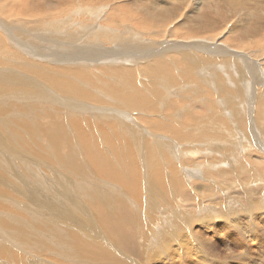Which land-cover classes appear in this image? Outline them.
Segmentation results:
<instances>
[{
    "label": "rangeland",
    "instance_id": "rangeland-1",
    "mask_svg": "<svg viewBox=\"0 0 264 264\" xmlns=\"http://www.w3.org/2000/svg\"><path fill=\"white\" fill-rule=\"evenodd\" d=\"M70 1V4L69 2L66 4L67 2L59 0L58 2L63 5H55L52 0H21L23 6L28 10L45 9V5L61 9L60 15L56 13L53 18L44 21L40 18H36L35 22L23 18L7 19L4 14H0V49H5L3 55L0 53V264H10V262L11 264H20V262L21 264H45L44 261L46 264H117L118 262L119 264H135V261L136 264H264V214L261 213V209L264 212V80L262 79L264 76L262 77L260 73L262 70L261 72L264 74V37H261L256 47L242 49L236 45V43H250L253 37L262 34L258 26L264 27V0H254L247 4L243 0H236L239 3L237 5H233L228 0H97L94 5L101 12L100 15L98 13L101 17L98 23L103 28L110 30L108 32L110 34L100 35L95 39L89 36L80 38L79 34L82 28L78 26V24L84 25L86 33L87 28H98L94 21L88 27L90 20V18L88 20V15L91 14L86 13V7L92 8L93 5L91 6L90 2L85 1V6L83 3H79V0ZM73 4L80 5H75L78 10ZM1 5L2 2L0 1ZM151 6L152 9L154 6H159L160 8H157L161 10L152 11ZM83 8L86 11H81ZM114 10L119 12V16L124 18L126 16V21H122L123 23L120 21V26L113 23L114 20L111 21V11ZM124 10L126 12L122 15ZM149 11H151L150 14L155 13L156 17L151 18ZM165 11L168 12V15L163 17V22L161 16ZM205 14L209 15L206 17ZM155 15L152 14V17ZM157 16L160 17V21ZM205 18L213 19L215 25L217 23L216 27L208 28V31L202 30V32L199 28L201 33L195 36L197 40L183 37L184 34L186 36L195 30L199 24L203 26ZM138 21L145 25L144 30L134 24ZM64 23L69 24L65 25ZM163 23L164 28L171 31V36L167 35L166 32L162 34ZM250 23L256 24L253 26L256 28L252 31L254 34H251L248 29ZM157 24L160 31L157 29ZM123 26L127 29L131 28L128 29L129 33H125ZM42 27L48 31L47 36H41L42 32L45 31ZM65 27H70V30L64 35L61 30ZM130 31L139 33L140 36L142 35V39L137 43V39L132 37L133 34ZM151 31L153 32L151 33ZM13 32L17 34V40L27 44L36 51L37 55L44 56L48 60L49 56L53 55L60 58L70 56L66 58L71 60L73 56L79 54L85 59H95L88 61L86 67L82 65L77 67L79 71L87 75L86 80L92 88L84 83L76 82L74 75L61 70V77L65 76V80H70L68 84L71 85L72 89L81 87L84 91L92 93L98 88L97 90H102L103 93H109L111 89L108 91L107 88L103 87L110 88L112 86L121 93L125 92V95L136 96V100L131 96L132 106L127 109L116 102L101 98L102 102L93 104L95 105L94 110L96 109L94 112L91 113L90 109L84 112L80 104L82 101L77 102V100L71 99V91L66 93L64 90V92L59 93L60 90L50 83L55 76L43 80L46 86L51 88L48 90L50 96L44 94L48 97L37 96L36 88L32 85L29 86L27 82L22 85L20 91H16L5 83L13 77V71L17 70V73H22L21 77L24 79H27L25 76L31 75L41 80V75L49 74L46 72L47 69L55 70L56 68L58 70L57 67L64 68V65L61 63L62 67L61 65L47 64L40 59L42 57H35L28 50L25 51L20 43L13 42L9 37ZM54 32L56 33L54 34ZM56 34L57 36H54ZM210 37H214L216 39L214 41L220 43L214 46L218 50H225V54L220 51L219 53L205 52L196 46L210 45L209 42H203V40H209ZM58 39L69 41L68 47L64 45L56 50L55 44H63ZM96 39L97 41H95ZM130 39V42L134 41L132 46L137 43L138 47H147V44L155 46V43H158L156 51L160 47L164 57L160 56V58L152 59V61L143 58L147 61L133 64L135 66L133 71L131 69L130 71H128L129 69L125 70L127 82L129 81L128 89L126 88L127 85L118 86L115 84L118 79L116 77L120 75V72L119 74L116 73L117 76L114 73L118 68H133L128 61L138 58L136 54L138 47L135 48L137 45L135 47L126 45L122 49L121 45L118 44L121 40L129 41ZM171 40H174V43ZM51 41L54 42L50 43ZM160 41L165 43L170 41V44L161 46ZM80 45L81 47H78ZM117 45L121 51L116 48ZM93 47L100 48L101 51L106 48L114 58L119 55V58L117 57L119 62H113L115 60L103 61L102 53L99 50H93ZM76 49L78 51H75ZM183 55L186 56L183 57ZM190 56L192 59L189 58ZM10 58H13V63L12 59L9 60ZM29 58L33 60L31 61ZM97 58L100 60L98 61ZM157 59H161L166 64L168 74L170 77L172 75L175 83L171 86L161 85V88L158 89L159 94L155 95L150 92L146 96L145 89L150 88L152 91V88L144 72L146 68L153 66L152 63ZM193 60L196 67L191 66ZM252 61H256L258 64L255 65ZM35 63L38 69L35 68ZM223 63H225L223 66L225 69H222V65L220 66ZM19 64L20 67L17 66ZM208 64L210 65L208 66ZM111 66L113 69H109ZM188 66L190 67L186 68ZM213 66L218 68L215 75L213 74ZM219 67L221 68L219 69ZM33 72L35 73L32 74ZM251 73L255 74L251 75ZM250 75L252 79H249ZM57 77L55 79H62L60 76ZM100 80L101 82L98 84ZM94 82H97L98 86ZM1 84L6 87H1ZM55 88L57 89L55 90ZM248 91L250 92L248 93ZM16 93H20L19 96L13 95ZM66 95L69 97L67 98ZM53 97L55 98L52 101L51 98ZM101 103H103L102 107L99 106ZM146 103H150L149 105L153 106V109L150 111L140 109L143 106H149ZM64 104L65 106H63ZM102 108L105 110L103 111ZM4 109L7 110L6 113H4ZM121 111L132 115H128L132 121V123H130L131 121L128 122L130 126L134 124V126L146 127L147 125L140 119H147L152 122L160 121V123L169 126V121L175 117L176 122L183 126V135L185 141L188 140V142L187 144L185 142V144L176 143L170 138L171 141H167V143L170 142L169 147L166 145L163 147L162 143L165 141L162 142L159 139L156 141V136H150L145 132H141V134L135 132L130 136L132 133H130L126 123L119 124L117 120ZM96 116L95 121L87 120V118L93 119ZM1 120H4L5 123L3 124ZM102 129H104V133L101 132ZM162 135L164 136L163 139L169 137L166 133ZM142 136L145 137V140ZM84 140L86 141L85 145L83 144ZM147 150L150 152L147 153ZM144 163H147L146 166ZM157 170L163 172L161 182L164 187H161L155 180L149 181L152 172ZM112 171L113 173L110 175ZM113 175H117L118 179ZM173 177L176 179H172ZM34 182L37 183L34 184ZM153 189L158 190L159 194H156ZM100 193L105 194L103 196ZM253 207L254 210H258L257 215H253L249 211L246 212L247 208ZM171 214L172 216H170ZM246 218L251 225L244 220ZM236 221L244 227H240L235 223ZM79 222L83 224L80 225ZM85 234L87 235L85 236ZM94 234L96 237L93 236ZM4 238L5 240H3ZM192 240H195L194 243ZM164 242L168 244L169 251L164 252L161 249ZM187 242H191L193 246H186L185 250L179 247L181 244H187ZM208 244L211 246L208 247ZM151 248L152 250H150ZM114 249L115 251H113ZM107 250L111 251L110 253L113 252L112 255L115 254L113 258L104 256ZM2 251H6L8 254ZM71 251L74 253L72 254ZM64 254L67 255L64 256ZM71 255L73 258H75L74 256L77 257L72 259ZM152 259L154 263H152ZM38 260L42 262L39 263ZM51 260L52 262L49 263ZM14 261L16 263H13Z\"/></svg>",
    "mask_w": 264,
    "mask_h": 264
},
{
    "label": "bare ground",
    "instance_id": "bare-ground-1",
    "mask_svg": "<svg viewBox=\"0 0 264 264\" xmlns=\"http://www.w3.org/2000/svg\"><path fill=\"white\" fill-rule=\"evenodd\" d=\"M1 2H2V5L0 6V14H4L5 15V18H7V19H9V18H23L24 20H30V22H31V20L33 21L34 20V22L36 21V18H40V20L41 19H43V21L44 20H46V19H49V18H53V15H55L56 13L57 14H59L60 13V11H61V9L59 10V8L58 7H55V6H48V5H45L44 6V8L45 9H37V10H28V9H26L24 6H23V4L21 3V0H0ZM59 0H52V2L55 4V5H57V4H60L59 2H58ZM63 1H65V2H67L66 4H68V2L70 1V0H63ZM84 1L85 2H90L91 3V6H92V8H87L86 7V10L83 8V10H81V11H86V13H90L91 15H88V20H89V18H90V22L88 21V27L90 26V25H92L93 24V21L96 23V26L99 28H87L88 30H87V33H86V30H85V27H84V25H80V24H78V26L79 27H81L82 29H81V33L79 34V36H80V38L81 37H85V36H89V37H92V38H96V37H100V35H103V36H105V35H107V34H110V33H108L110 30H108V29H106V28H103L102 27V25L100 24V23H98V22H100L99 21V19L101 18L99 15L101 14V12L100 11H98V9L95 7V5H94V3H95V1H97V0H79L78 2L79 3H83V5H84ZM183 1V0H182ZM213 1V0H212ZM230 3H232L233 5H237V4H239L236 0H228ZM250 1H254V0H243V2H245L246 4L247 3H250ZM71 2V1H70ZM70 2H69V4H70ZM99 2V1H98ZM97 2V3H98ZM143 2V1H142ZM242 2V1H241ZM256 2V1H255ZM254 2V3H255ZM258 2V1H257ZM30 3V2H29ZM51 3V2H50ZM202 3V2H201ZM209 3H210V1H209ZM245 3H244V5H245ZM253 3V4H254ZM259 4H260V2H258ZM257 3V4H258ZM65 4V3H64ZM142 4V3H141ZM153 4V3H152ZM241 4V3H240ZM257 4H256V6H257ZM44 5V4H43ZM60 5H63V4H60ZM74 5V4H73ZM76 6H80V5H77V4H75ZM74 5V6H75ZM82 5V6H83ZM154 5V4H153ZM178 5V4H177ZM243 5V4H242ZM17 6H22V7H17ZM26 6V5H25ZM67 6V5H66ZM72 6V5H71ZM73 6V7H74ZM75 6V7H76ZM85 6V5H84ZM87 6H88V4H87ZM143 6V5H142ZM179 6V5H178ZM222 6V5H221ZM60 7V6H59ZM90 7V6H89ZM157 7H159V6H154L153 7V9H152V6H151V9H152V11H158V10H161V9H159V8H157ZM237 7V6H236ZM62 8V7H61ZM77 9L76 10H78V7H76ZM99 8V7H98ZM172 8V7H171ZM217 8V7H216ZM241 8H242V6H241ZM256 8H258V7H256ZM100 9V8H99ZM170 9V8H169ZM182 9V8H181ZM224 9V8H223ZM79 10V11H80ZM101 10V9H100ZM122 10V9H121ZM199 10V9H198ZM110 11V10H109ZM139 11V10H138ZM163 11V10H162ZM171 11V10H170ZM174 11V10H173ZM172 11V12H173ZM222 11V10H221ZM257 11H258V9H257ZM64 12V11H63ZM74 12H76V11H74ZM112 12V14H111V21L113 22V20H114V22L113 23H115V24H118L119 26H120V21L122 22V21H126V16H125V18L124 17H122L121 15V17L118 15L119 14V12L117 13L116 12V10H114V11H111ZM126 11L124 10L123 12H122V15L125 13ZM137 11L135 10V13H136ZM150 12L151 11H149V14H150ZM160 12V11H159ZM166 12V11H165ZM164 12V14L161 16L162 17V20H163V17L165 16V15H168V12H166L165 13ZM204 12V11H203ZM214 12V11H213ZM212 12V14H214ZM77 13H78V11H77ZM98 13H99V15H98ZM128 13V12H127ZM132 13V12H131ZM134 13V14H135ZM148 13V12H147ZM194 13V12H193ZM201 13H202V11H201ZM217 13V12H216ZM221 13V12H220ZM223 13V12H222ZM73 14H75V13H73ZM78 14H80V13H78ZM129 14V13H128ZM137 14V13H136ZM152 14H154L155 15V13H152ZM152 14H150V16H151V18H155L156 17V15L155 16H153L152 17ZM158 14H162V13H158ZM198 14H200V13H198ZM197 14V15H198ZM210 14V13H209ZM209 14H205L206 15V17L209 15ZM60 15V14H59ZM70 15V14H69ZM204 15V16H205ZM58 16V15H57ZM73 16V15H72ZM78 16V15H77ZM130 16V15H129ZM142 16V15H141ZM146 16V15H145ZM148 16V15H147ZM146 16V17H147ZM210 16H211V14H210ZM62 17V16H61ZM83 17V16H82ZM84 17H87V16H84ZM143 17V16H142ZM146 17H144V18H146ZM173 17H174V15H173ZM198 17V16H197ZM202 17V16H201ZM65 18V17H64ZM69 18V17H68ZM128 18V17H127ZM130 18V17H129ZM128 18V19H129ZM149 18V17H148ZM157 18H158V20L160 19V17L159 16H157ZM190 18V17H189ZM200 18V17H199ZM219 18H221V17H219ZM218 18V19H219ZM223 18V17H222ZM70 19V18H69ZM133 19V18H132ZM179 20H180V18H178ZM52 20V19H51ZM50 20V21H51ZM151 21L153 20V19H150ZM80 21V20H79ZM83 21V20H82ZM150 21V22H151ZM160 21V20H159ZM190 21V20H189ZM199 21V20H198ZM264 21V20H263ZM262 21V22H263ZM38 22V21H37ZM41 22V21H40ZM48 22V21H47ZM55 22V21H54ZM69 22V21H68ZM155 22V21H154ZM163 22H164V20H163ZM188 22V21H187ZM29 23V22H28ZM44 23V22H43ZM61 23H62V21H61ZM123 23V22H122ZM121 23V24H122ZM125 23H127V22H125ZM152 23V22H151ZM203 23H204V25L202 26L201 24H199L198 25V27L195 29V30H193L192 32H190L189 34H187L186 36H185V34L183 35V37L184 38H188V39H196L197 40V38L195 37L196 35H198V34H200L201 32H202V30L203 31H206L208 28H212V27H216V25H217V23H216V25H215V21L212 19H208V18H205L204 19V21H203ZM65 24V23H64ZM67 24H69V23H66L65 25H67ZM83 24V23H82ZM127 24H129V23H127ZM134 24H136L138 27H141L142 29L143 28H145L144 26V24L143 23H140L139 21L138 22H135ZM158 24H160V23H158ZM157 24V25H158ZM13 25V24H12ZM17 25V24H16ZM38 25V24H37ZM48 25V24H47ZM65 25H63V26H65ZM71 25V24H70ZM254 25H256V24H254ZM253 25V23L251 24L250 23V25H248V29H249V31H250V33L251 34H254V33H252V31H254L256 28L255 27H253L254 26ZM62 26V25H61ZM162 26H163V28L165 27L164 26V23L162 24ZM45 27V26H44ZM44 27H42V29L43 30H45V31H43L42 32V34H41V36L43 37V36H47L48 35V31L46 30V28H44ZM50 27V26H49ZM48 27V28H49ZM135 28H136V26H134ZM152 27V26H151ZM195 27V26H194ZM263 26H261L260 27V25L258 26V28H259V30H261L262 31V34L261 35H259V36H255V35H252V36H255V37H253V40L249 43V42H247V43H242V44H237L236 43V45H239V47L238 48H242V49H248L249 47H256V46H258V43H259V41H260V39H261V37H264V33H263V31H264V27L262 28ZM20 28H23V26L21 27L20 26ZM152 28H154V27H152ZM159 28V25H158V27H157V29ZM199 28H200V30H201V32L199 31ZM80 29V28H79ZM125 29V33H129V30L131 29V28H125L124 26H123V30ZM160 29V28H159ZM158 29V30H159ZM9 30V29H8ZM20 30V29H19ZM23 30V29H22ZM70 30V27H65L63 30H61L63 33H64V35H65V32H68ZM123 30H121V32H123ZM144 30V29H143ZM142 30V31H143ZM153 30V29H152ZM41 31V30H40ZM137 31V30H136ZM141 31V30H140ZM160 31V30H159ZM161 31H162V29H161ZM208 31V30H207ZM213 31V30H212ZM11 32H12V30H11ZM60 32V31H59ZM105 32V33H104ZM131 32V31H130ZM144 32V31H143ZM142 32V33H143ZM146 32V31H145ZM149 32V31H148ZM153 31H151V33H152ZM164 32H166L167 33V35H170V32L171 31H167L165 28H164V30L162 31V34L164 33ZM56 32H54V34H55ZM132 34V37L133 38H135V39H137V43L142 39V35L140 36V34L139 33H134V32H131ZM62 34V33H61ZM63 35V36H64ZM67 35H69V34H67ZM115 35V34H114ZM172 35V34H171ZM170 35V36H171ZM214 35V34H213ZM218 35H219V33H218ZM53 36V35H52ZM51 36V37H52ZM54 36H57V34L56 35H54ZM94 36V37H93ZM111 36V35H110ZM164 36V35H163ZM215 36H217V35H215ZM221 36V35H220ZM219 36V37H220ZM9 37L11 38V40L13 41V42H16V43H20L21 45H22V47L24 48V50L26 51V50H28L30 53H32V55H34L35 57H42V58H40V59H42L43 61H45V62H47V64L49 63V64H56V65H61L62 66V64L64 65V68H58L57 67V69L58 70H56V68H55V66H52L51 65V67H53V68H55V70L53 69V70H50V69H47L46 70V72L47 73H49L48 75H41V80L40 79H37V78H35V77H32L31 75L28 77V76H25V78H27V79H24V78H22L21 76H22V73H17V70L16 71H13V69H12V71L14 72V74H13V77H11V79H9L7 82H5L6 84H8V86L9 87H13L16 91H20V89H21V87H23L22 85L24 84V83H28V85L30 86V85H32L33 87H35L36 88V95L37 96H46V95H44V94H47V95H49V93H48V90H51V88H49V86L47 87L46 86V84L44 83L45 81H43L44 79H47V78H54V77H52V76H55V78L57 77V76H60L61 77V75L62 74H60L62 71L61 70H63V71H66V72H68V74L69 73H71L72 75H74L75 77H74V79L76 80V82L78 81L79 83H84L85 85H89L88 84V82H87V75L84 73V72H81V71H79V69L77 68L79 65H82V66H87V63H89L90 62V60H92L91 58L89 59V58H87V59H85V58H83V56L82 55H75V56H73V58L70 60V59H68V58H66V57H70V56H65V57H62V58H60V57H56L55 55H53V56H49L50 58H49V60L48 59H45V57L44 56H39V55H37V53H36V51L34 50V49H32L30 46H28L27 44L25 45V44H23V43H21V41L20 40H17L16 38H18V36H17V34H14V32L11 34V35H9ZM59 37H61L60 36V34H59ZM68 37H71V36H68ZM218 37V36H217ZM53 38V37H52ZM56 38H58V37H56ZM66 38V37H65ZM132 38V39H133ZM138 38H139V40H138ZM3 39V38H2ZM70 39V38H69ZM77 39H78V37H77ZM97 39H99V38H97ZM97 39L95 40V41H97ZM214 37H210L209 38V40H203V42H209V43H211L210 45H208L207 46V44L206 45H203V44H201V45H196V46H198V48L199 49H201L202 51H205V52H214V53H219V51L221 52V53H224L225 54V50H223V49H219L218 50V48L217 47H215L214 45H218V44H220V43H218L217 41H214ZM248 39H250V38H248ZM51 40V39H50ZM52 40H54V39H52ZM59 40V39H58ZM64 40V39H63ZM152 40V39H151ZM150 40V41H151ZM169 40V39H168ZM216 40V39H215ZM54 41H57V40H54ZM54 41H51L50 43H52V42H54ZM59 41H61L63 44H55L54 45V48L57 50L58 48H60V47H62V46H64V45H68L69 44V41H66V40H64V41H62V39H60ZM70 41H71V39H70ZM84 41V40H83ZM131 41V39L129 40V41H122L121 40V42L120 43H118L119 45H121V48L123 49V47H125L126 45L128 46V45H130V46H132V44L134 43V41H132V42H130ZM172 42L174 41V40H171ZM201 41V40H200ZM214 41V42H213ZM236 41V40H235ZM9 42V41H8ZM32 42H33V40H32ZM145 42H149V41H145ZM161 42V41H160ZM159 42V43H160ZM10 43V42H9ZM122 43V44H121ZM135 44L134 46H132V47H135L136 45V47L135 48H137L139 45L138 44ZM151 43V42H150ZM155 43V42H154ZM174 43V42H173ZM213 43V44H212ZM156 45L155 46H152V45H150L149 46V44H147V47H138L137 48V57L138 58H136V59H132L131 57V59L132 60H130V61H128L130 64H132V66L131 67H133V68H123L122 67V64H120L121 65V67L122 68H118V70H116V72L114 73V74H116V73H118L119 74V72H120V75H118V74H116V78H118L116 81V83L115 84H117L118 86H125V85H127L126 86V88H128L129 89V81L127 82V75H126V71L125 70H128V71H130V69L133 71L134 70V67L135 66H133V64H135V63H142V62H144V61H147V60H151L152 61V59H155V58H160V56H163L162 55V52L160 51V47L158 48V50L156 51V48L158 47V43H155ZM160 44H162L161 46H165V45H167V44H170V41L169 42H161ZM0 45H1V40H0ZM119 45H117L116 46V48H118V50L120 49L119 48ZM172 45V44H171ZM115 46V45H114ZM191 46V45H190ZM194 46V45H193ZM1 47V46H0ZM68 47V46H67ZM78 47H81V45L80 46H78ZM98 47H99V45H98ZM170 47V46H169ZM192 47V46H191ZM261 47V46H260ZM264 47V46H263ZM18 48V47H17ZM84 48V47H83ZM172 48V47H171ZM220 48V47H219ZM225 48V47H224ZM93 50H99L101 53H102V58H103V61H109L110 62V60H115V61H113V62H117L118 61V59H117V57L119 56H117L116 58H114V57H112L113 55H111L110 53H108V51L106 50V48L104 49V50H100V48H95V47H93L92 48ZM108 49V48H107ZM227 49V48H226ZM5 49L4 48H1L0 49V53L3 55V51H4ZM20 50V49H19ZM85 50V49H84ZM87 50V49H86ZM116 50V49H115ZM117 50V51H118ZM161 50H162V47H161ZM195 50H197L196 49V47H195ZM7 51V50H6ZM60 51V50H59ZM62 51V50H61ZM75 51H78L77 49L75 50ZM82 51V50H81ZM92 51V50H91ZM120 51H121V49H120ZM18 52V51H17ZM80 52V51H79ZM89 52V51H88ZM133 52H135V51H133ZM204 52V53H205ZM10 53H12V52H10ZM150 53V55H148ZM192 53H194V52H192ZM191 53V54H192ZM227 53V52H226ZM66 54V53H65ZM82 54V53H81ZM203 54V53H202ZM206 54V53H205ZM7 55V54H6ZM5 55V56H6ZM9 55V54H8ZM14 55V54H13ZM59 55V54H58ZM88 55V54H87ZM227 55V54H226ZM228 55H230V54H228ZM4 56V57H5ZM15 56V55H14ZM22 56V55H21ZM28 56V55H27ZM30 56V55H29ZM61 56V55H60ZM129 56V55H128ZM184 56H186V55H183V57ZM248 56V55H247ZM7 57V56H6ZM12 57V56H11ZM16 57V56H15ZM30 57H32V56H30ZM99 57V56H98ZM164 57V56H163ZM242 57V56H241ZM119 58V57H118ZM143 58H146L147 60H144ZM187 59H188V57H186ZM189 58H191V56L189 57ZM200 58V57H199ZM248 58V57H247ZM12 59V60H11ZM19 59H20V57H19ZM19 59H17V60H19ZM23 59V58H22ZM30 59V58H29ZM28 59V60H29ZM63 59H65V60H63ZM98 59V61L100 60V58H97ZM128 59V58H127ZM126 59V60H127ZM139 59H142L141 61L139 60ZM185 59V58H184ZM184 59H182V60H184ZM192 59V58H191ZM204 59V58H203ZM241 59V58H240ZM9 60H11L12 61V63H13V58H10ZM15 60V59H14ZM31 60V59H30ZM33 60V59H32ZM31 60V61H32ZM35 60V59H34ZM48 60V61H47ZM95 60V59H94ZM94 60H92V61H94ZM129 60V59H128ZM186 60V59H185ZM185 60H184V62H185ZM190 60V59H189ZM195 60V59H194ZM194 60H193V62H192V64H191V66L192 67H196V64L194 63ZM205 60V59H204ZM253 60V59H252ZM10 61V62H11ZM16 61V60H15ZM20 61V60H19ZM24 61V60H23ZM26 61V60H25ZM89 61V62H88ZM154 61V60H153ZM168 61V60H167ZM196 61V60H195ZM200 61V60H199ZM209 61V60H208ZM250 61V60H249ZM1 62V61H0ZM27 62V61H26ZM101 62V61H100ZM119 62V61H118ZM121 62V61H120ZM123 62V61H122ZM182 62V61H181ZM188 62V61H187ZM201 62V61H200ZM206 62H207V60H206ZM253 62V64H255V65H257L258 63H256V61L254 62V61H252ZM5 63V62H4ZM16 63V62H15ZM22 63V62H21ZM33 63H34V61H33ZM39 63V62H38ZM41 63V62H40ZM62 63V64H61ZM94 63V62H93ZM203 63H205V62H203ZM208 63V62H207ZM9 64V63H8ZM17 64V63H16ZM43 64H44V62H43ZM42 64V65H43ZM46 64V65H47ZM95 64V63H94ZM93 64V65H94ZM153 66H151V67H149V68H146V70H145V72H144V75L146 76V79L149 81V83L151 84L150 85V87L152 88V91L150 90V88H146L145 90H146V92H147V94H146V96L148 95V93H150V92H152V93H154L155 95H157V94H159V92H158V89H160L161 88V85H169V86H171V85H173L175 82H174V79L172 78V75H171V77L169 76V74H168V67L166 66V64H164V62L163 61H161V59H157V60H155L153 63ZM177 64V63H176ZM187 64V63H186ZM188 64H189V62H188ZM211 64V63H210ZM210 64H208V66L210 65ZM227 64V63H226ZM249 64V63H248ZM22 65H23V63H22ZM21 65V67H23ZM90 65V64H89ZM88 65V66H89ZM92 65V66H93ZM112 65V64H111ZM139 65V64H138ZM215 65V64H214ZM222 65V69L224 68L223 66L225 65V63H223V64H220V66ZM18 67H20V64L19 65H17ZM35 68H37V66H36V63H35ZM49 66V65H48ZM233 66V65H232ZM240 66V65H239ZM238 66V67H239ZM32 67V66H31ZM47 67V66H46ZM51 67H49V68H51ZM63 67V66H62ZM65 67H70V68H65ZM118 67V66H117ZM190 66H188V67H186V68H189ZM207 67V66H206ZM214 67V66H213ZM24 68H26V67H24ZM171 68V67H170ZM221 67H219V69H220ZM244 68V67H243ZM20 69V68H19ZM38 69V68H37ZM89 69V68H88ZM109 69H113V67L111 66V67H109ZM120 69V70H119ZM200 69V68H199ZM202 69V68H201ZM210 69V68H209ZM225 69V68H224ZM236 69H238V68H236ZM246 69V68H245ZM257 69V68H256ZM33 70V69H32ZM82 70V69H81ZM172 70V69H171ZM187 70V69H186ZM185 70V71H186ZM210 70H212V69H210ZM218 70V68L215 66L214 67V71H213V74L215 75V73H216V71ZM242 70V69H241ZM240 70V71H241ZM248 71H249V69H247ZM20 71V70H19ZM35 71V70H34ZM83 71V70H82ZM88 71V70H87ZM101 71H104V70H101ZM200 71V70H199ZM207 71V70H206ZM225 71V70H224ZM227 71V70H226ZM228 71H229V69H228ZM231 71V70H230ZM232 71H233V69H232ZM238 71V70H237ZM243 71V70H242ZM247 71V72H248ZM262 70H260V73H261V76L263 77L264 76V74H263V72H261ZM32 72V71H31ZM36 72V71H35ZM35 72H33L32 74H34ZM43 72V71H42ZM106 72V71H105ZM204 72V71H203ZM236 72V71H235ZM244 72V71H243ZM46 73V74H47ZM50 73H51V75H50ZM101 73V72H100ZM181 73V72H180ZM184 73V72H183ZM188 73V72H187ZM225 73V72H224ZM239 73V72H238ZM250 73V72H249ZM40 74V73H39ZM38 74V75H39ZM42 74V73H41ZM111 74V73H110ZM248 74V73H247ZM254 75L255 73H251V75ZM24 75V74H23ZM93 75V74H92ZM203 75V74H202ZM228 75V74H227ZM233 75V74H232ZM237 75V74H236ZM251 75L249 76V79L251 78ZM2 76V75H1ZM40 76V75H39ZM246 76V75H245ZM38 77V76H37ZM65 77V76H64ZM63 77V78H64ZM114 77V76H113ZM227 77V76H226ZM230 77V76H229ZM228 77V78H229ZM248 77V76H247ZM53 79L50 83H52V84H54L59 90H60V92L59 93H61V91L62 92H64V90L66 91V93L67 92H69V91H71V95H70V97H71V99L72 100H77V102H81L80 104H81V107H83L82 108V111H88L89 109H90V111H91V113L92 112H94L95 110H94V106L95 105H93V104H96V103H100V102H102L103 100L101 99V98H106V100H109V101H111V102H116L118 105H121V106H123V107H125V108H127V109H130L131 108V106H132V99L130 98L131 96H133L132 98L133 99H135V97L136 96H134V95H130V96H128V95H125V92L124 93H121V92H119L118 90H115V88H113L112 86V88L110 87H103V88H107L108 89V91H109V89H111L110 90V92L109 93H103V92H101V91H99V90H97V89H95V90H93L92 91V93L90 92V91H84L81 87H75V88H73L72 89V87H70L71 85H69L68 84V82L70 83V80H65L66 78H62L61 80H57L58 79V77H57V79ZM197 78H199V77H197ZM237 78V77H236ZM235 78V79H236ZM242 78V77H241ZM244 78V77H243ZM4 79V78H3ZM67 79H69V78H67ZM252 79V78H251ZM258 79H259V76H258ZM263 80H264V78H262ZM98 80V79H97ZM132 80H134V79H132ZM176 80V79H175ZM237 81H238V79H236ZM257 80V79H256ZM199 81V80H198ZM236 81V82H237ZM255 81V80H254ZM259 81V80H258ZM100 82H101V80L99 81V83L98 84H100ZM245 82V81H244ZM253 82V81H252ZM256 82V81H255ZM47 83V82H46ZM92 83V82H91ZM95 83V82H94ZM153 83V84H152ZM95 84H97V82L95 83ZM98 84H97V86H98ZM105 84V83H104ZM134 84V83H133ZM155 84V85H154ZM218 84V83H217ZM234 84H236V83H234ZM260 84V83H259ZM2 85V84H1ZM4 85V84H3ZM3 85L1 86V87H3ZM53 85V86H54ZM230 85V84H229ZM232 85V84H231ZM263 85H264V83H263ZM7 86V87H8ZM84 86V85H83ZM90 86V88H92L91 87V84L89 85ZM88 86V87H89ZM93 86V85H92ZM190 86V85H189ZM215 86V85H214ZM242 86V85H241ZM6 86H4L3 88H5ZM8 87V88H9ZM85 87V86H84ZM96 87V86H95ZM130 87H131V85H130ZM164 87H167V86H164ZM216 87V86H215ZM254 87V86H253ZM7 88V89H8ZM53 88V87H52ZM57 88H55V90L57 89ZM87 88V87H86ZM117 88V87H116ZM124 88V87H123ZM246 88V87H245ZM247 88H248V86H247ZM10 89V88H9ZM130 89H132V88H130ZM239 89V88H238ZM251 89V88H250ZM5 90V89H4ZM88 90V89H87ZM123 90V89H122ZM133 90V89H132ZM37 91H39V92H37ZM42 91V92H41ZM104 91V90H103ZM128 91V90H127ZM136 91V90H135ZM134 91V92H135ZM142 91V90H141ZM252 91V90H251ZM34 92V91H33ZM32 92V93H33ZM56 92V91H55ZM54 92V93H55ZM94 92V93H93ZM105 92V91H104ZM137 93H138V91H136ZM145 92V93H146ZM250 91H248V93H249ZM241 93V92H240ZM19 94L20 93H16V94H13V95H17V96H19ZM34 94V93H33ZM133 94H136V93H133ZM257 94V93H256ZM141 95V94H140ZM143 95V94H142ZM150 95V94H149ZM247 95V94H246ZM258 95V94H257ZM256 95V96H257ZM50 96V95H49ZM67 96V98L69 97V95H66ZM137 96H138V94H137ZM145 96V95H144ZM143 96V97H144ZM251 96H252V94H251ZM26 97H29V96H26ZM46 97H48V96H46ZM56 97H59L58 95H56ZM62 97V96H61ZM142 97V96H141ZM248 97V96H247ZM255 97V96H254ZM253 97V98H254ZM258 98H259V95L257 96ZM256 97V98H257ZM17 98V97H16ZM15 98V99H16ZM21 98V97H20ZM19 98V99H20ZM31 98V97H30ZM50 98V97H49ZM55 97H53V98H51V100L52 99H54ZM66 98V100H68ZM5 99V98H4ZM71 99H69V100H71ZM138 99V98H137ZM234 99H236V98H234ZM47 100H49V99H47ZM136 100V99H135ZM53 101V100H52ZM250 101V100H249ZM65 102V101H64ZM67 102V101H66ZM60 103H61V101H60ZM85 103H86V105H85ZM249 103V102H248ZM260 103V102H259ZM261 103H263V102H261ZM10 104V103H9ZM61 104H63V103H61ZM102 104L103 103H101V104H99V106L100 107H102ZM146 104H148V103H146ZM150 104V103H149ZM148 104V105H149ZM244 104V103H243ZM76 105V104H75ZM91 105H93L92 107H90ZM114 105H115V103H114ZM164 105H165V103H164ZM246 105V104H245ZM262 105V104H261ZM63 106H65V104L63 105ZM70 106V105H69ZM104 106V105H103ZM49 107V106H48ZM66 107H67V105H66ZM65 107V108H66ZM80 107V106H79ZM97 107V106H96ZM95 107V108H96ZM250 107V106H249ZM14 108V107H13ZM61 108V107H60ZM64 108V107H63ZM71 108V107H70ZM105 108H107V106H105ZM105 108H102V110L104 111L105 110ZM181 108V107H180ZM247 108H248V106H247ZM252 108V107H251ZM59 109V108H58ZM69 109V108H68ZM140 109H142V110H145V111H150V110H152L153 109V106H151V105H149V106H143V107H141ZM157 109V108H156ZM183 109V108H182ZM181 109V110H182ZM242 109V108H241ZM264 109V108H263ZM5 110V109H4ZM10 110V109H9ZM50 110H52V109H50ZM155 110V109H154ZM253 110V109H252ZM262 110V109H261ZM2 111V110H1ZM6 111L7 110H5L4 111V113H6ZM117 111H118V109H117ZM180 111V110H179ZM230 111H232V110H230ZM56 112V111H55ZM72 112H74V111H72ZM100 112V111H99ZM122 112V113H121ZM120 113H119V117H117V120H118V122H119V124H125L126 123V125L128 126L127 128L129 129V131H130V133H132L130 136H132L133 135V133H135V132H138V133H140L141 134V132H145V133H147V134H149L150 136H156L157 137V139H156V141H158V139L160 140V141H165V143L163 142L162 144H163V147L166 145V146H168L169 147V143H167V141H169L170 140V138L171 139H173V141L175 140V142L176 143H186L187 144V142H188V140H187V142L185 141V137H184V135H183V126L181 125V124H179V123H177L176 122V119H175V117L174 118H172V120H170L169 121V126H167V125H164V124H162V123H160V121L159 122H152L151 120L149 121V120H147V119H140L144 124H146L149 128V130L146 128V127H139V126H134V124H133V126H130V124L128 123L129 121H131V117L130 116H132L130 113H128V112H124V111H121ZM140 112V111H139ZM142 113H144L143 111H141ZM3 113V112H2ZM68 113V112H67ZM82 113V112H81ZM104 113V112H103ZM135 113V112H134ZM138 113V112H137ZM52 115H53V113H51ZM79 114V113H78ZM101 114V113H100ZM112 114V113H111ZM151 114V113H150ZM158 114V113H157ZM234 114V113H233ZM263 114V113H262ZM261 114V115H262ZM6 115V114H5ZM70 115V114H69ZM128 115H130V116H128ZM151 115H153V114H151ZM159 115V114H158ZM8 116H12V115H8ZM56 116V115H55ZM82 116V115H81ZM168 116H170V115H168ZM264 116V115H263ZM54 117V116H53ZM99 117V116H98ZM134 117V116H133ZM139 117V116H138ZM14 118V117H13ZM79 118H81V117H79ZM83 118V117H82ZM110 118H111V116H110ZM151 118H153V119H155L154 117H151ZM159 118V117H158ZM169 118V117H168ZM257 118V117H256ZM255 118V119H256ZM20 119V118H19ZM56 119V118H55ZM97 119V116L95 117V118H91V119H88L87 118V120L88 121H92V120H96ZM133 119V118H132ZM135 119V118H134ZM9 120V119H8ZM50 120H51V118H50ZM73 120V119H72ZM86 120V121H87ZM105 120V119H104ZM110 120V119H109ZM137 120V119H136ZM156 120V119H155ZM154 120V121H155ZM166 120V119H165ZM179 120V119H178ZM190 120V119H189ZM263 120V119H262ZM2 121V120H1ZM56 121V120H55ZM74 122H76L75 120H73ZM87 121V122H88ZM116 121V120H115ZM125 121V122H124ZM134 121V120H133ZM180 121V120H179ZM181 121H182V119H181ZM256 121V120H255ZM254 121V122H255ZM261 121V120H260ZM54 122V121H53ZM105 122V121H104ZM137 123H138V121H136ZM165 122V121H164ZM183 122V121H182ZM2 123L4 124L5 122H4V120L2 121ZM106 123H108V122H106ZM112 123V122H111ZM111 123H110V125H111ZM116 123V122H115ZM130 123H132V121L130 122ZM185 123V122H184ZM71 124V123H70ZM94 124V123H93ZM118 124V125H119ZM57 125V124H56ZM73 125H74V123H73ZM72 125V126H73ZM77 125V124H76ZM88 125V124H87ZM109 125V126H110ZM113 125V124H112ZM136 125V124H135ZM42 126V125H41ZM50 126V125H49ZM88 126H90V125H88ZM94 126V125H93ZM257 126H258V124H257ZM96 127V126H95ZM100 127V126H99ZM105 127H106V125H105ZM118 127V129H119V126H117ZM10 128H12V127H10ZM38 128V127H37ZM111 128V127H110ZM121 128H123V127H121ZM127 128H125V129H127ZM42 129V128H41ZM90 129H92V128H90ZM99 129V128H98ZM106 129V128H105ZM107 129H109L108 128V126H107ZM259 129V128H258ZM17 130V129H16ZM22 130V129H21ZM33 130V129H32ZM43 130V129H42ZM95 130H96V128H95ZM111 130V129H110ZM122 130H124V129H122ZM36 131H37V129H36ZM54 131V130H53ZM91 131V130H90ZM105 131H107V130H105ZM118 131V130H117ZM48 132V131H47ZM92 132V131H91ZM101 132H103L104 133V129H102L101 130ZM108 132V131H107ZM159 132H160V135H158L159 134ZM234 132V131H233ZM60 133V132H59ZM90 133V132H89ZM106 133V132H105ZM163 133H166V134H168L169 135V137H166L165 139H163L164 138V136L162 135ZM259 133H260V131H259ZM99 134V133H98ZM111 134V133H110ZM139 134V135H140ZM216 134V133H215ZM227 134V133H226ZM230 134V133H229ZM34 135V134H33ZM44 135V134H43ZM121 135V134H120ZM137 135V134H136ZM167 135V136H168ZM228 135V134H227ZM1 136V135H0ZM36 136V135H35ZM45 136V135H44ZM63 136V135H62ZM99 136V135H98ZM149 136V137H150ZM171 136V137H170ZM189 136V135H188ZM236 136H238V135H236ZM252 136V135H251ZM141 137V136H140ZM139 137V138H140ZM143 137V136H142ZM149 137H147V138H149ZM254 137H256V136H254ZM86 138V137H85ZM103 138V137H102ZM138 138V137H137ZM143 139L145 140V137H143ZM154 139V140H155ZM236 139V138H235ZM248 139V138H247ZM1 140H2V138H1ZM5 140V139H4ZM31 140V139H30ZM59 140V139H58ZM86 140V139H85ZM84 140V145L86 144V141ZM134 140H136V139H134ZM141 140V139H140ZM230 140V139H229ZM238 140V139H237ZM252 140V139H251ZM257 140V139H256ZM171 141V140H170ZM233 141H235V140H233ZM258 142V141H257ZM6 143V142H5ZM9 143V142H8ZM141 143V142H140ZM145 143V142H144ZM157 143V142H156ZM155 143V144H156ZM172 143V142H171ZM184 143V144H185ZM17 144V143H16ZM76 144V143H75ZM112 144V143H111ZM128 144V143H127ZM132 144V143H131ZM161 144V145H162ZM230 144H231V142H230ZM248 144H249V142H248ZM255 144V143H254ZM47 145V144H46ZM50 145V144H49ZM110 145V144H109ZM109 145H107V146H109ZM117 145V144H116ZM183 145V144H182ZM31 146V145H30ZM111 146V145H110ZM109 146V147H110ZM146 146H147V144H146ZM171 146H172V144H171ZM176 146V145H175ZM236 146V145H235ZM160 147V146H159ZM51 148V147H50ZM112 148V147H111ZM176 148H178V147H176ZM197 148V147H196ZM262 148V147H261ZM127 149V148H126ZM148 149V148H147ZM253 149V148H252ZM263 149V148H262ZM150 150V149H149ZM165 150V149H164ZM18 151V150H17ZM168 151V150H167ZM175 151V150H174ZM178 151H179V149H178ZM31 152V151H30ZM125 152V151H124ZM148 152H150V151H148L147 150V153ZM160 152V151H159ZM209 152V151H208ZM114 153V152H113ZM163 153V152H162ZM100 154V153H99ZM145 155H146V153H144ZM154 154V153H153ZM178 154V153H177ZM207 154V153H206ZM82 155V154H81ZM128 155V154H127ZM193 155H195V154H193ZM94 156V155H93ZM162 156V155H161ZM177 156V155H176ZM189 156V155H188ZM180 157V156H179ZM183 157V156H182ZM165 158V157H164ZM181 158V157H180ZM53 159V158H52ZM96 159V158H95ZM128 159V158H127ZM4 160V159H3ZM173 160H174V157H173ZM21 161V160H20ZM34 161V160H33ZM149 161V160H148ZM152 161V160H151ZM223 161V160H222ZM162 162H164V161H162ZM40 163V162H39ZM114 163V162H113ZM145 164V163H144ZM147 164V163H146ZM146 164L144 165V166H146ZM153 164V163H152ZM164 164H165V162H164ZM202 164V163H201ZM228 164V163H227ZM83 165V164H82ZM109 165V164H108ZM110 166V165H109ZM143 166V167H144ZM153 166V165H152ZM164 166V165H163ZM166 166H168V165H166ZM165 166V167H166ZM113 167V166H112ZM161 167V166H160ZM10 168V167H9ZM141 168V167H140ZM146 168H150V167H146ZM252 168V167H251ZM116 169V168H115ZM152 169V168H151ZM29 170V169H28ZM39 171V170H38ZM89 171V170H88ZM102 171V170H101ZM143 171H144V168H143ZM147 171H149V170H147ZM171 171V170H170ZM145 172V171H144ZM151 172V171H150ZM172 172V171H171ZM12 173H14V172H12ZM28 173V172H27ZM108 173H109V171H108ZM112 173H113V171L111 172V174L110 175H112ZM132 173V172H131ZM147 173V172H146ZM169 173V172H168ZM174 173V172H173ZM18 174V173H17ZM41 174V173H40ZM101 174H103V173H101ZM127 174V173H126ZM149 174V173H148ZM151 174V173H150ZM254 174V173H253ZM5 175V174H4ZM105 175V174H104ZM103 175V176H104ZM109 175V176H110ZM163 175V172L162 171H160V170H157V171H154V172H152V174H151V176L149 177V181H152V180H155L161 187H164V184L161 182V176ZM16 176V175H15ZM19 176V175H18ZM45 176V175H44ZM113 176H115V175H113ZM117 176V175H116ZM115 176V177H116ZM171 176V175H170ZM14 177V176H13ZM67 177V176H66ZM114 177V178H115ZM225 177V176H224ZM15 178V177H14ZM17 178V177H16ZM38 178V177H37ZM94 178V177H93ZM117 178V177H116ZM145 178V177H144ZM168 178V177H167ZM18 179H19V177H18ZM25 179H27V178H25ZM55 179V178H54ZM110 179V178H109ZM118 179V178H117ZM146 179H147V177H146ZM169 179V178H168ZM172 179H176L175 177H173ZM28 180V179H27ZM29 180H31V178H29ZM39 180V179H38ZM59 180V179H58ZM126 180V179H125ZM191 180V179H190ZM190 180H187L188 182L190 181ZM20 181H22V180H20ZM24 181V180H23ZM25 182V181H24ZM33 182V181H32ZM29 183V182H28ZM35 183H37V182H34V184ZM118 183V182H117ZM179 183V182H178ZM192 183V182H191ZM262 183V182H261ZM131 184V183H130ZM218 184V183H217ZM249 184V183H248ZM91 185H93V184H91ZM122 185V184H121ZM137 185V184H136ZM135 185V186H136ZM168 185V184H167ZM20 186V185H19ZM86 186V185H85ZM15 187H16V185H15ZM66 187V186H65ZM98 187V186H97ZM157 187V186H156ZM177 187V186H176ZM250 187V186H249ZM17 188V187H16ZM21 188V187H20ZM78 188V187H77ZM88 188H90V187H88ZM102 188V187H101ZM123 188V187H122ZM24 189V188H23ZM31 189V188H30ZM86 189V188H85ZM103 189V188H102ZM102 189H101V191H102ZM175 189V188H174ZM174 189H172V190H174ZM218 189H219V187H218ZM10 190V189H9ZM32 190V189H31ZM30 190V191H31ZM67 190V189H66ZM82 190V189H81ZM151 190V189H150ZM149 190V191H150ZM154 190V192H156V194L158 193L155 189H153ZM16 191V190H15ZM26 191V190H25ZM86 191H88L87 189H86ZM100 191V192H101ZM127 191H129V190H127ZM131 191V190H130ZM137 191V190H136ZM161 191V190H160ZM34 192V191H33ZM83 192V191H82ZM89 192V191H88ZM91 192V191H90ZM104 192V191H103ZM134 192V191H133ZM166 192V191H165ZM212 192V191H211ZM85 193V192H84ZM83 193V194H84ZM132 193V192H131ZM153 193V192H152ZM32 194H35V193H32ZM88 194V193H87ZM100 194H103V193H100ZM105 194V193H104ZM104 194H103V196H104ZM159 194V193H158ZM24 195V194H23ZM36 195V194H35ZM86 195V194H85ZM151 195V194H150ZM84 196V195H83ZM92 196V195H91ZM94 196V195H93ZM149 196V195H148ZM154 196H156V195H154ZM159 196V195H158ZM211 196V195H210ZM2 197V196H1ZM20 197V196H19ZM145 197V196H144ZM157 197V196H156ZM165 197V196H164ZM23 198V197H22ZM152 198V197H151ZM155 198V197H154ZM159 198V197H158ZM161 198V197H160ZM159 198V199H160ZM210 198V197H209ZM35 199V198H34ZM85 199V198H84ZM83 200V199H82ZM90 200V199H89ZM150 200V199H149ZM162 200V199H161ZM163 200H164V198H163ZM173 200V199H172ZM142 201V200H141ZM153 201V200H152ZM28 202V201H27ZM60 202V201H59ZM87 202V201H86ZM89 202V201H88ZM203 203V202H202ZM264 203V202H263ZM263 203H262V205H263ZM97 204V203H96ZM20 205V204H19ZM73 205V204H72ZM81 205V204H80ZM124 205V204H123ZM223 205V204H222ZM245 205V204H244ZM170 206V205H169ZM256 206V205H255ZM151 207V206H150ZM219 207V206H218ZM51 208V207H50ZM133 208V207H132ZM260 208V207H259ZM23 209V208H22ZM25 209V208H24ZM37 209V208H36ZM60 209V208H59ZM72 209V208H71ZM234 209V208H233ZM73 210V209H72ZM86 210H87V208H86ZM173 210V209H172ZM167 211V210H166ZM247 211H249V213H252L253 215H257V212H258V210L256 211V210H254V207L253 208H247V210H246V212ZM261 213L262 214H264V212H263V210L261 209ZM45 212V211H44ZM174 212V211H173ZM245 212V213H246ZM152 213V212H151ZM194 213V212H193ZM231 213H233V212H231ZM19 214V213H18ZM29 214V213H28ZM106 214V213H105ZM162 214V213H161ZM223 214V213H222ZM94 215V214H93ZM163 216H165V215H163ZM168 216V215H167ZM170 216H172V214L170 215ZM252 216V215H251ZM29 217V216H28ZM35 217V216H34ZM237 217H240L239 215H237ZM246 217V216H245ZM248 217V216H247ZM249 217H250V215H249ZM260 217V216H259ZM20 218H22V217H20ZM30 218V217H29ZM49 218V217H48ZM68 218V217H67ZM164 218V217H163ZM215 218H216V215H215ZM227 218V217H226ZM252 218V217H251ZM88 219V218H87ZM116 219V218H115ZM217 219H219V218H217ZM249 219V218H248ZM253 219V218H252ZM259 219V218H258ZM24 220V219H23ZM30 220V219H29ZM64 220V219H63ZM89 220V219H88ZM87 220V221H88ZM244 220H246L247 221V224L250 222H248V220H247V218L246 219H244ZM250 220V219H249ZM133 221V220H132ZM16 222V221H15ZM26 222V221H25ZM24 222V223H25ZM28 222V221H27ZM253 222V221H252ZM251 222V223H252ZM255 222H256V220H255ZM16 223H18V222H16ZM33 223V222H32ZM80 223V222H79ZM79 223H78V225H79ZM82 223V222H81ZM81 223H80V225H81ZM83 223H84V221H83ZM82 223V224H83ZM86 223V222H85ZM88 223H90V222H88ZM205 223V222H204ZM233 223V222H232ZM236 224H238V221H236L235 222ZM93 224V223H92ZM112 224V223H111ZM226 224V223H225ZM243 224H245L244 223V221H243ZM250 224V223H249ZM254 224V223H253ZM29 225V224H28ZM44 225V224H43ZM85 225V224H84ZM83 225V227L84 228H86L85 226ZM87 225V224H86ZM100 225V224H99ZM231 225V224H230ZM239 225V224H238ZM238 225H236V226H238ZM251 225V224H250ZM249 225V226H250ZM93 226V225H92ZM240 227H244V225H239ZM33 227V226H32ZM31 227V228H32ZM82 227V226H81ZM80 227V228H81ZM209 227H211V226H209ZM245 227H247L246 226V224H245ZM29 228H30V226H29ZM94 228H95V226H94ZM235 228V227H234ZM25 229V228H24ZM98 229H99V227H98ZM123 229V228H122ZM248 229V228H247ZM86 230H88V229H86ZM94 230V229H93ZM96 230V229H95ZM250 230V229H249ZM257 230H259V229H257ZM32 231V230H31ZM52 231V230H51ZM70 231V230H69ZM27 232H29V231H27ZM45 232V231H44ZM65 232V231H64ZM68 232V231H67ZM243 232V231H242ZM32 233H33V231H32ZM32 233H30L31 235H32ZM36 233H38V232H36ZM48 233V232H47ZM94 233V232H93ZM156 233V232H155ZM7 234V233H6ZM24 234V233H23ZM29 234V235H30ZM96 234V233H95ZM93 235V236H95L96 237V235ZM26 235V234H25ZM81 235V234H80ZM87 234H85V236H86ZM91 235H92V233H91ZM101 235H102V233H101ZM34 236V235H33ZM148 236V235H147ZM7 237V236H6ZM31 237V236H30ZM36 237V236H35ZM104 237V236H103ZM10 238V237H9ZM59 238V237H58ZM61 239V238H60ZM79 239V238H78ZM97 239V238H96ZM111 239V238H110ZM189 239V238H188ZM237 239H239V238H237ZM3 240H5V238L3 239ZM25 240V239H24ZM28 240V239H27ZM8 241H11V240H8ZM44 241V240H43ZM42 241V242H43ZM74 241V240H73ZM98 241V240H97ZM157 241V240H156ZM193 241V240H192ZM195 241V240H194ZM194 241H193V243H194ZM203 241V240H202ZM14 242H15V240H14ZM18 242V241H17ZM35 242V241H34ZM91 242H92V240H91ZM148 242V241H147ZM161 242H163V241H161ZM160 242V243H161ZM21 243V242H20ZM19 243V244H20ZM36 243V242H35ZM45 243V242H44ZM52 243V242H51ZM152 243V242H151ZM155 243V242H154ZM201 243V242H200ZM204 243V242H203ZM43 244V243H42ZM95 244V243H94ZM198 244V243H197ZM205 244V243H204ZM24 245V244H23ZM23 245H20V247L22 246L23 247ZM65 245V244H64ZM77 245V244H76ZM99 245V244H98ZM147 245V244H146ZM189 245H191V246H193L192 244H191V242H187V244H181L179 247L181 248V249H184L186 246H189ZM15 246V245H14ZM97 246V245H96ZM108 246V245H107ZM149 246V245H148ZM147 246V247H148ZM151 246V245H150ZM153 246V245H152ZM209 246H211V245H209L208 244V247ZM105 247V246H104ZM111 247V246H110ZM113 247H115V246H113ZM142 247V246H141ZM146 247V246H145ZM146 247V248H147ZM160 247V246H159ZM195 247V246H194ZM145 248V249H146ZM157 248V247H156ZM188 248V247H187ZM200 248V247H199ZM49 249V248H48ZM64 249V248H63ZM161 249H163L164 250V252L166 251V250H170L169 249V246H168V244L166 243V242H164L163 243V245H162V248ZM186 249V248H185ZM184 249V250H185ZM208 249V248H207ZM213 249V248H212ZM15 250V249H14ZM110 250V249H109ZM150 250H152V248L150 249ZM149 250V251H150ZM203 250V249H202ZM214 250V249H213ZM24 251V250H23ZM29 251V250H28ZM41 251V250H40ZM74 251H76V250H74ZM113 251H115V249L113 250ZM161 251V250H160ZM2 252H5V253H7L6 251H2ZM9 252V251H8ZM38 252V251H37ZM111 252V251H110ZM108 250L107 251H105V253H104V256H107L108 258H113L114 256L113 255H115V254H113L112 255V253H110ZM142 252V251H141ZM146 252V251H145ZM188 252V251H187ZM209 252V251H208ZM71 253H72V251H71ZM74 253V252H73ZM72 253V254H73ZM147 253V252H146ZM149 253V252H148ZM210 253V252H209ZM8 254V253H7ZM67 254H69V253H67ZM67 254H64V256H66ZM189 254V253H188ZM193 254V253H192ZM22 255V254H21ZM52 255V254H51ZM62 255H63V253H62ZM77 255V254H76ZM144 255V254H143ZM176 255V254H175ZM189 255H191V254H189ZM211 255V254H210ZM4 256V255H3ZM15 256V255H14ZM18 256V255H17ZM72 256V259H75L77 256H74L75 258H73V255H71ZM145 256H146V254H145ZM144 256V257H145ZM149 256V255H148ZM5 257V256H4ZM20 257V256H19ZM22 257V256H21ZM31 257H32V255H31ZM50 257V256H49ZM80 257V256H79ZM118 257V256H117ZM122 257V256H121ZM144 257H143V261H144ZM147 257V256H146ZM154 257V256H153ZM220 257V256H219ZM225 257V256H224ZM227 257V256H226ZM225 257V258H226ZM228 257H229V255H228ZM54 258V257H53ZM53 258H50V259H53ZM83 258V257H82ZM107 258V259H108ZM148 258V257H147ZM155 258V257H154ZM2 259V258H1ZM39 259H41L40 257H39ZM80 259V258H79ZM129 259V258H128ZM220 259H221V257H220ZM224 259V258H223ZM228 259V258H227ZM263 259V258H262ZM4 260V259H3ZM5 260H7V259H5ZM19 260V259H18ZM20 260H21V258H20ZM35 260H36V258H35ZM43 260V259H42ZM113 260V259H112ZM222 260V259H221ZM225 260V259H224ZM25 261V260H24ZM39 261V260H38ZM54 261V260H53ZM77 261H78V259H77ZM108 261V260H107ZM130 261V260H129ZM128 261V262H129ZM147 261H148V259H147ZM156 261V260H155ZM215 261H217V260H215ZM40 262H42V261H39V263ZM50 262H52V260L51 261H49V263ZM55 262V261H54ZM84 262V261H83ZM149 262H151V261H149ZM158 262V261H157ZM1 263H2V260H1ZM8 263V262H7ZM13 263H16V261H14ZM18 263V262H17ZM35 263V262H34ZM43 263H45L46 264V262L44 261ZM109 263V262H108ZM113 263H115L114 261H113ZM117 263V262H116ZM138 263V262H137ZM152 263H154L153 262V259H152ZM166 263V262H165ZM218 263V262H217ZM3 264V263H2ZM10 264H11V262H10ZM20 264H21V262H20ZM58 264V263H57ZM102 264V263H101ZM117 264H119V262L117 263ZM129 264V263H128ZM135 264H136V261H135ZM146 264V263H145ZM150 264V263H149Z\"/></svg>",
    "mask_w": 264,
    "mask_h": 264
}]
</instances>
